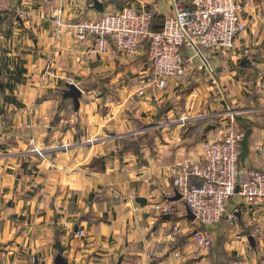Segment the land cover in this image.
<instances>
[{
  "label": "crops",
  "instance_id": "0c3cea01",
  "mask_svg": "<svg viewBox=\"0 0 264 264\" xmlns=\"http://www.w3.org/2000/svg\"><path fill=\"white\" fill-rule=\"evenodd\" d=\"M239 1L247 31L234 48L206 59L185 48L186 75L161 88L144 47L94 54L95 39L69 26L128 5L162 21L174 0H11L0 15V264H54L60 247L69 264H264V205L235 196L202 249L169 173L204 160L233 114L251 129L243 175L264 171V0Z\"/></svg>",
  "mask_w": 264,
  "mask_h": 264
},
{
  "label": "built area",
  "instance_id": "2783aa9c",
  "mask_svg": "<svg viewBox=\"0 0 264 264\" xmlns=\"http://www.w3.org/2000/svg\"><path fill=\"white\" fill-rule=\"evenodd\" d=\"M10 5L11 0H0V15ZM174 5L175 14L164 18L161 30L152 28L159 17L156 11L129 5L96 19H80L69 27L81 41L88 37L95 39L94 54L107 53L109 44L127 55H134L144 47L153 68L148 81L165 88L170 78L186 75L185 48L206 59L203 50L227 52L247 31L239 0H188L186 5L174 0ZM53 14L56 31L60 33L65 23L58 8ZM245 133L234 114L222 117L216 133L206 143L204 160L177 163L169 169L178 194L200 225L199 229L191 231L202 249L212 246L211 229L223 219L231 218L228 208L235 196H240L249 207L264 205V171L251 169L243 175L240 153ZM192 177L201 182L193 183ZM116 200L119 202L121 198ZM156 208L163 214H171L174 205L162 203ZM180 230H188V226H173L174 232ZM79 233L84 235V230Z\"/></svg>",
  "mask_w": 264,
  "mask_h": 264
},
{
  "label": "water",
  "instance_id": "95a60500",
  "mask_svg": "<svg viewBox=\"0 0 264 264\" xmlns=\"http://www.w3.org/2000/svg\"><path fill=\"white\" fill-rule=\"evenodd\" d=\"M98 5L99 3H96V6ZM242 64L244 65L247 64V59H244ZM66 95L69 97H73L76 108L78 109L79 98L82 95V90L80 89V87H78L75 83H70L68 85V90L66 91ZM250 134H251V129H248L241 141L240 158H241L242 165L245 164L246 158L249 155V136ZM176 198L181 199L182 197L180 194H178ZM189 217L191 219H195V216L191 213L190 209H189ZM65 249H66L65 247L59 248V252L54 259V264H69L68 259L64 256ZM36 264H39V261H37Z\"/></svg>",
  "mask_w": 264,
  "mask_h": 264
},
{
  "label": "trees",
  "instance_id": "16d2710c",
  "mask_svg": "<svg viewBox=\"0 0 264 264\" xmlns=\"http://www.w3.org/2000/svg\"><path fill=\"white\" fill-rule=\"evenodd\" d=\"M124 7V6H123ZM122 8V7H121ZM164 20V19H163ZM163 20L161 21L160 20V18L159 17H157L156 19H155V21L153 22V25H152V28L154 29V30H161L162 29V27H163ZM197 178V177H196ZM192 179H193V177H192ZM199 179V178H198ZM193 182V181H192ZM201 182V180L199 179V182L198 183H200Z\"/></svg>",
  "mask_w": 264,
  "mask_h": 264
},
{
  "label": "rangeland",
  "instance_id": "374dc122",
  "mask_svg": "<svg viewBox=\"0 0 264 264\" xmlns=\"http://www.w3.org/2000/svg\"><path fill=\"white\" fill-rule=\"evenodd\" d=\"M245 130V132H246V129H244Z\"/></svg>",
  "mask_w": 264,
  "mask_h": 264
}]
</instances>
